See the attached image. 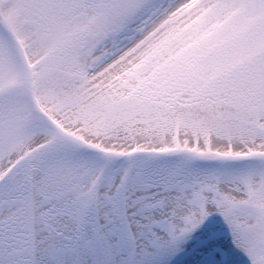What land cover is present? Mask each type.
Masks as SVG:
<instances>
[{
	"label": "snow or ice",
	"instance_id": "1",
	"mask_svg": "<svg viewBox=\"0 0 264 264\" xmlns=\"http://www.w3.org/2000/svg\"><path fill=\"white\" fill-rule=\"evenodd\" d=\"M0 264H264V0H0Z\"/></svg>",
	"mask_w": 264,
	"mask_h": 264
}]
</instances>
